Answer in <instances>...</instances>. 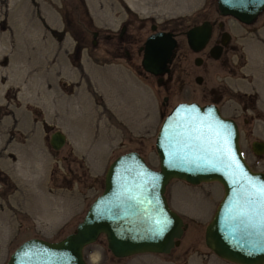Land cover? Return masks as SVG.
Wrapping results in <instances>:
<instances>
[{
	"label": "rangeland",
	"instance_id": "rangeland-1",
	"mask_svg": "<svg viewBox=\"0 0 264 264\" xmlns=\"http://www.w3.org/2000/svg\"><path fill=\"white\" fill-rule=\"evenodd\" d=\"M115 1L65 0L63 6L77 20L75 25L66 23L68 32L59 0H0V264L24 238L54 240L72 231L100 192L104 169L118 153L134 149L157 167L153 141L162 117L158 103L163 88L122 58L90 56V24L76 11L79 5L92 15L99 11V24L114 26L122 17H108L109 8L121 11ZM123 1L138 15L177 19L182 28L203 17L229 20L217 14L215 0ZM263 23L264 12L246 26L249 32L237 39L235 52L217 59L205 56L200 65L192 62L196 53L180 37L175 63L183 84L174 86L165 109L218 88L222 113L232 114L238 123L246 162L264 171L263 156L250 149L251 140H264ZM74 34L83 36L86 46L76 47ZM197 73L199 83L191 78ZM252 84L255 102L243 96ZM53 129L66 137L57 150L47 141ZM164 194L186 223L177 245L167 253L116 257L100 234L83 248L86 263L237 264L215 255L203 241L205 223L222 194L218 182L190 184L173 178Z\"/></svg>",
	"mask_w": 264,
	"mask_h": 264
},
{
	"label": "water",
	"instance_id": "water-1",
	"mask_svg": "<svg viewBox=\"0 0 264 264\" xmlns=\"http://www.w3.org/2000/svg\"><path fill=\"white\" fill-rule=\"evenodd\" d=\"M220 15L250 23L264 9V0H215ZM210 23L203 20L185 30L193 51L206 42ZM176 40L169 31H156L142 43L141 66L152 74L164 72ZM213 57L218 52H211ZM198 63V57L194 58ZM196 81L199 77L196 76ZM219 133V134H218ZM200 137V139H197ZM65 134L54 129L48 144L57 150ZM157 167L129 149L115 155L103 173L100 192L92 198L72 231L58 239L30 236L9 252L3 264H86L83 247L103 234L116 257L140 252L167 253L186 227L165 197L170 179L190 184L216 181L222 194L203 230L205 246L220 258L237 264L264 263V222L248 203V193L264 182V171L252 169L239 144L235 120L212 103L178 101L162 116L153 141ZM222 150L217 158L216 150ZM250 149L264 158V140ZM242 213L252 217L245 227ZM163 228V231H161Z\"/></svg>",
	"mask_w": 264,
	"mask_h": 264
},
{
	"label": "flooded vegetation",
	"instance_id": "flooded-vegetation-1",
	"mask_svg": "<svg viewBox=\"0 0 264 264\" xmlns=\"http://www.w3.org/2000/svg\"><path fill=\"white\" fill-rule=\"evenodd\" d=\"M59 1H60L59 7L62 9L61 16L65 20L64 24L65 26H67L68 28L67 30L69 32V27L68 25H66V23L67 24L73 23L75 25V23H77V20H74L72 15L69 14V10L67 9L66 5L63 6L65 0H59ZM115 2L121 7V11H119L118 9L109 8L107 12L108 17L112 14L113 15L121 14L122 17L114 26H110L109 24H104V25L99 24V21L103 19L102 17H99L100 14L99 11L94 10V15H92L93 13L92 14L87 13L88 11L84 9V6H81L82 8L81 9L79 5L78 6L79 11L76 9L78 15L79 13H81L82 16L84 15L86 20L90 24L89 27L90 29L88 28L90 32L89 55L94 58H99V60L103 58L104 59L122 58L129 66H133L134 68H136L139 74L143 73V76H150L151 78H153L155 84L161 86L165 92L161 96L158 103V111L160 116L163 114V112H167L173 105L171 104L167 110L165 109L168 106L171 97V92L173 91L174 86L178 83L177 87L180 89L183 84V79L177 71V66H179V62H177V64L175 63L176 60L175 50L180 41V37L185 38L186 29L189 26L200 23L203 20H207L210 23L209 36L206 42L204 43V45L197 51H193L191 48H189L191 52L196 53L192 58V62L195 65H200L203 60V57L205 56H208L209 58L212 59H217L224 52L225 53L229 51L235 52V50H237L238 48L237 39H239V37L242 36L243 34L247 36L249 32V29L246 26L254 22L264 12L263 9L250 23L239 21L229 15H221L223 17H227L229 20L227 21L225 19L221 20L218 17H214L211 19L203 17L199 21L186 25L185 28H182L180 27L181 26L180 23L176 22L177 19L169 20L167 22H165L164 20L156 21L151 16L138 15L134 10H132L131 6L126 2H124L123 0H117ZM72 9L74 10L75 6L72 7ZM77 30L80 29L78 28ZM156 31H169L176 40V46L173 49L171 59L166 65L167 69L160 74H152L146 71L140 64V59L143 54V48L141 47L142 43L147 35L154 33ZM74 39L76 42L75 44L76 47L82 48L86 46L85 44H82L84 40L83 36L81 35L77 36L74 34ZM216 51L218 52V56L213 57L211 55V52H216ZM195 57H198L199 59L198 63L194 62ZM225 63H226V58L224 59V64ZM196 76L199 77L198 82L196 81ZM191 78L196 83H199L202 79L199 73L194 74L193 76H191ZM249 89H250L249 92L243 96H246L251 102H255L258 99L256 96L257 95L256 85L255 84L249 85ZM261 97L264 98L263 93ZM179 101H195L199 104L212 103L215 104L218 107L220 113L224 115V113H222V109L220 108V104H219V102L221 101V93L216 87H209L205 90L200 91L198 97L196 98L184 99ZM224 116H229L233 118L237 123L235 117L232 114H228ZM244 120H246L245 117Z\"/></svg>",
	"mask_w": 264,
	"mask_h": 264
},
{
	"label": "snow or ice",
	"instance_id": "snow-or-ice-1",
	"mask_svg": "<svg viewBox=\"0 0 264 264\" xmlns=\"http://www.w3.org/2000/svg\"><path fill=\"white\" fill-rule=\"evenodd\" d=\"M197 139H200V137H197ZM221 151L222 150L220 149L216 150L215 154L217 155V158H219ZM254 187L255 191L247 194L249 196L248 203L253 206H259L258 208L253 207V211L260 216L261 222H264V182H262L259 186ZM242 215L246 217V219L241 220L242 225L245 227L254 226L252 225L251 216H248L247 213H242ZM161 231H163V228H161Z\"/></svg>",
	"mask_w": 264,
	"mask_h": 264
},
{
	"label": "bare ground",
	"instance_id": "bare-ground-1",
	"mask_svg": "<svg viewBox=\"0 0 264 264\" xmlns=\"http://www.w3.org/2000/svg\"><path fill=\"white\" fill-rule=\"evenodd\" d=\"M131 1H132V0H129V3H130L131 5L135 4L133 1H132V2H131ZM143 1H144V0H143ZM143 1H142L141 5H143ZM147 1H148V2L151 1V3L154 2L155 4H158V3L162 4V2H165L164 0H161V1H160V0H159V1H157V0H154V1H152V0H147ZM166 2H167V1H166ZM171 2H172V1H171ZM174 2H175V1H174ZM174 2H173V3H174ZM146 3H147V2H146ZM149 3H150V2H149ZM170 4H171V3H169V5H170ZM141 5H140V6H141ZM145 5H146V4H145ZM167 5H168V4H167ZM169 5H168V6H169ZM175 5H176V4H175ZM39 47H42V45L39 46ZM40 49H42V48H40ZM255 54H256V53H255ZM256 56H257V55H256ZM251 60H252V59H251ZM39 91H40V90H39ZM39 93H40V92H39ZM41 94H42V93H41Z\"/></svg>",
	"mask_w": 264,
	"mask_h": 264
}]
</instances>
